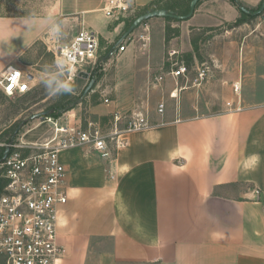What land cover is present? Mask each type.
<instances>
[{
	"label": "crops",
	"instance_id": "obj_1",
	"mask_svg": "<svg viewBox=\"0 0 264 264\" xmlns=\"http://www.w3.org/2000/svg\"><path fill=\"white\" fill-rule=\"evenodd\" d=\"M169 1L124 0L129 11L117 19L106 17L105 0H54L47 8L67 26L65 44L81 28L98 36L109 82L96 78L94 69L84 70L88 78L79 77L88 83L94 78L92 93L108 101L94 104L92 113L119 115V109L145 106L141 112L148 120L146 128L126 134L125 145L109 159L87 148L60 155L67 201L59 212L64 252L57 264H264V14L237 23L239 6L255 16L264 0H199L188 20H147L145 50L127 37L119 44L125 51L116 47L107 58L128 23ZM22 17L0 14V75L16 68L32 83L36 77L25 70L30 65L23 57L34 43L50 38L39 27L23 29ZM252 20L258 22L241 41L217 56L207 52L212 83L197 88L190 72L205 62L194 35L224 25L245 29ZM168 27L178 33L166 41ZM179 66L187 69L184 76L167 74ZM161 75L162 82L154 80ZM174 90L176 99L170 97ZM160 101L163 115L156 111ZM67 115L58 119L80 124ZM50 131L40 121L17 140L39 143Z\"/></svg>",
	"mask_w": 264,
	"mask_h": 264
},
{
	"label": "built area",
	"instance_id": "obj_2",
	"mask_svg": "<svg viewBox=\"0 0 264 264\" xmlns=\"http://www.w3.org/2000/svg\"><path fill=\"white\" fill-rule=\"evenodd\" d=\"M103 11L108 18L123 17L129 7L124 0H105ZM264 20V18H263ZM137 29V31H135ZM128 41L139 43L145 50L150 41V28L142 22ZM56 57H67L70 61L66 72L68 79H75L84 72L83 65L93 70L100 65L99 39L91 30L81 28L69 43L52 45ZM124 45L117 46V53L125 51ZM196 85L204 80L207 68L195 70ZM187 69L179 66L167 74L172 78L184 76ZM163 81V76L154 79ZM31 80L20 69L7 68L0 75V92L12 97L31 90ZM238 93V84L233 85ZM174 90L171 98H178ZM108 103L107 100L104 101ZM157 114L163 115L165 103L157 105ZM120 115H114L119 121ZM51 125L49 136L42 142L25 144L14 142L3 147L8 149L6 157L0 159V257L2 264H57L63 256V247L58 242V220L60 208L66 204L64 188L65 169L60 155L74 148H87L103 159H109L112 151L125 145V135L148 126L146 115L141 110L132 113L125 127L104 133L99 123L71 124L67 120L46 117ZM255 194L259 191L255 190ZM264 213V208H263Z\"/></svg>",
	"mask_w": 264,
	"mask_h": 264
},
{
	"label": "rangeland",
	"instance_id": "obj_3",
	"mask_svg": "<svg viewBox=\"0 0 264 264\" xmlns=\"http://www.w3.org/2000/svg\"><path fill=\"white\" fill-rule=\"evenodd\" d=\"M53 1L54 0H0V14L18 13V16H25L32 11L43 14L47 12L48 7L52 6ZM261 20H263V17ZM256 22H258V20H252L249 26L245 27V29L242 28L233 30L230 27L231 25H224L214 28L209 35H194L193 38L197 42L200 57L205 62L204 66H199L198 68L208 69L206 76L200 85L195 84L197 88H202L204 85H207L208 82L212 83L211 81L214 67L212 58L207 55V52L214 51L217 56L223 48L233 46L232 41H241L243 33L249 31L250 28H253ZM171 23H173V21ZM135 31H137V29ZM226 31H229V33L227 34ZM54 44L63 45L65 42L61 41L59 43H54L51 39L47 38V40H45L44 38L43 40L34 43L30 50H28V52L24 55L23 60L30 65V67L25 68V70L33 73L36 77V80L30 83L31 90L29 93L7 97L0 92V149L7 144L18 142L17 139H19L33 123L43 120L40 119L31 121L29 120L31 115L42 111H48L57 103H61L62 106L59 110H55L57 118H55L56 115H54L52 117L53 119L67 118V116H69L67 114L70 113L73 116L72 119L80 121V124L83 127H86L90 122L99 123L100 128L104 133L111 132L114 130L115 126L118 129L123 128L130 120L133 113L130 111L131 109H119L120 119L117 123L114 121V115L109 114L102 116L92 113L93 105L104 104V98L100 95V93H92L93 89L84 97H81L88 81L82 80L79 77L74 79L75 90L72 93L57 96L50 95L40 83V78L42 68L57 59L55 48L54 50L52 49V45ZM104 56L105 54L102 53V56L100 57L102 58V61L98 62L100 65L97 66L98 74L96 75V78L102 77L106 82H109V72H104L101 67L104 62ZM82 68L84 70H89L90 66L85 64ZM65 75L68 79L67 73ZM104 75H107V77ZM190 75H193L195 83L197 72H190ZM216 77H220V79H222L221 76ZM204 89L207 90L208 88L204 87ZM219 90L221 92L220 88ZM210 93L218 95V92H214V90ZM139 108H142V105ZM145 108L146 107L144 106V109ZM144 109L142 108L140 110ZM13 133H16V138L11 141ZM0 264H2L1 257Z\"/></svg>",
	"mask_w": 264,
	"mask_h": 264
},
{
	"label": "clouds",
	"instance_id": "obj_4",
	"mask_svg": "<svg viewBox=\"0 0 264 264\" xmlns=\"http://www.w3.org/2000/svg\"><path fill=\"white\" fill-rule=\"evenodd\" d=\"M20 24L27 31L41 28L54 42H61L67 36V26L56 11L43 14L29 12L20 19ZM3 55L5 52H0V56ZM69 63L67 57L61 56L42 68L40 83L50 95L70 94L75 90L74 78L67 79L65 75L69 70Z\"/></svg>",
	"mask_w": 264,
	"mask_h": 264
},
{
	"label": "water",
	"instance_id": "obj_5",
	"mask_svg": "<svg viewBox=\"0 0 264 264\" xmlns=\"http://www.w3.org/2000/svg\"><path fill=\"white\" fill-rule=\"evenodd\" d=\"M199 2V0H191L189 3V8H188V12L184 15H177L174 14L171 11H167L165 9H156L144 14L139 15L137 18H135L131 24L129 25V27L126 29V31L124 32V34L121 36V38L116 42V44L111 48V50L109 51L107 58L112 56L115 53L116 47L123 41L125 40L130 34H132L134 32V30L144 21H147L151 18H172L175 19L177 21H185L188 20L192 17L195 7L197 5V3ZM240 10L245 13L248 14V10H246L244 7L239 6ZM264 10V1L262 2L259 12ZM258 12V13H259ZM78 77L81 78H88V74L81 72L79 74ZM94 79H91L89 81V83L87 84V86L85 87V89L83 90L82 96L84 97L87 93H89L92 90V87L94 85ZM49 115V111H42V112H38L35 113L33 115H31L29 117V120L33 121V120H40V119H44L46 117H48ZM18 131V130H17ZM17 133V132H16ZM16 133L14 134V136L16 135ZM8 153V149H5L3 156H2V160L6 157Z\"/></svg>",
	"mask_w": 264,
	"mask_h": 264
},
{
	"label": "trees",
	"instance_id": "obj_6",
	"mask_svg": "<svg viewBox=\"0 0 264 264\" xmlns=\"http://www.w3.org/2000/svg\"><path fill=\"white\" fill-rule=\"evenodd\" d=\"M190 1L191 0H172V1L166 2V3L162 4V5H156L151 11L156 10V9H165V10L171 11L174 14H177V15H184V14H186L188 12V8H189ZM228 1H230L234 5H237V0H228ZM259 9H260V6L255 10V12H256V15L255 16H252L251 14H245V13H243L241 11L242 18L240 20H238L237 23H242L245 19H250V18L262 16L264 14V10L261 11V12H259ZM165 19L168 22H172V21L173 22H178L177 20L172 19V18H165ZM130 24L128 23L127 24L128 25L127 27H129ZM177 33H178L177 30L168 27L166 29V41H168L171 37H173ZM96 73H97V68L94 69L93 75L95 76ZM61 106H62L61 103H57L53 108L49 109L48 110L49 111V115L48 116L49 117H53L54 115H56L57 113L55 112V110H59V108ZM55 118H57V115H56ZM13 134L11 136V141L16 138V136L13 137ZM4 150H5V147H2L0 149V159L3 156Z\"/></svg>",
	"mask_w": 264,
	"mask_h": 264
}]
</instances>
